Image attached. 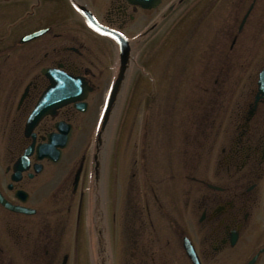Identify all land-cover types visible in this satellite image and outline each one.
<instances>
[{"label": "flooded vegetation", "instance_id": "obj_1", "mask_svg": "<svg viewBox=\"0 0 264 264\" xmlns=\"http://www.w3.org/2000/svg\"><path fill=\"white\" fill-rule=\"evenodd\" d=\"M74 3L127 37L126 29L139 20V51L146 37L153 42L172 38L177 20H186L194 31L208 14L221 18L232 49L264 10V0H161L149 10L125 0H63L56 13L43 15L39 28L48 29L29 42L25 79L6 78L0 69V197L30 210L13 211L0 203V264H51L59 258L58 264H67L69 252L51 225L59 224L58 235L68 225L78 230L84 190H104L108 182L105 131L117 99L105 125L103 112L118 77V48L112 38L83 24ZM146 17L151 24L145 30ZM43 68L60 74L46 76ZM51 86L46 113L27 129L33 108ZM255 95L256 88L249 106L236 112L239 132L221 150L218 187L200 181L193 204L200 212L195 238L169 218L170 232L153 235L149 252L140 251L139 264H192L184 248L186 236L202 264H248L253 258L251 264H264V96L254 102ZM17 191H22L18 197Z\"/></svg>", "mask_w": 264, "mask_h": 264}, {"label": "rangeland", "instance_id": "obj_2", "mask_svg": "<svg viewBox=\"0 0 264 264\" xmlns=\"http://www.w3.org/2000/svg\"><path fill=\"white\" fill-rule=\"evenodd\" d=\"M59 6L56 0H45V8L42 3L31 21H24L21 18L28 7L24 0H0L2 75L11 79L27 76L26 47L17 41L43 25L41 12H55ZM136 23L126 29L129 35L139 32V20ZM222 27L221 18L209 14L194 31L182 19L172 39L167 37L159 50L148 41L135 51L126 95L115 117L117 126L109 127L112 171L117 174L111 177L109 171L106 189L100 190L102 199L96 209L101 215L96 217L92 209L87 220L82 215L75 239L71 227L61 229L59 235V224L53 222L50 228L55 237L62 235L61 245L69 246L67 264H139L140 251L149 252L153 235L170 232L169 218L181 222L195 238L193 229H197L200 212L193 204L200 189L195 183L189 191V176L218 180L220 148L237 133L236 109L245 102L264 64V10L256 14L253 28L231 50L230 37L226 38ZM150 75L159 78L155 91ZM88 203L87 197L86 208ZM59 261L53 259L51 264Z\"/></svg>", "mask_w": 264, "mask_h": 264}, {"label": "water", "instance_id": "obj_3", "mask_svg": "<svg viewBox=\"0 0 264 264\" xmlns=\"http://www.w3.org/2000/svg\"><path fill=\"white\" fill-rule=\"evenodd\" d=\"M128 1L130 3H132V4H135V5H141L144 8L155 7L157 5V3L159 2V0H128ZM81 12L84 14L85 20H86V22L90 26H92L94 29H101L100 26L94 21V19L91 17V15L85 9H81ZM41 32L42 31H36V32H33V33H31V34H29L27 36H24L21 39V41H25V40H29L31 38H34V37L38 36ZM110 35L114 36V38L117 40V42L119 44L120 55H121V70H120V75H122L123 74V70L125 68V65L127 63L128 53H129V47H128V44H127V40L123 36H121V35H115L112 32H110ZM117 84H118V81L116 83L115 88L112 91L111 98L109 100L110 103L112 102L113 96L115 95V92L117 90ZM258 90H259V92L261 94H264V68L260 71V73L258 75ZM37 110H38L37 113H41V110H40L39 107H38ZM37 113H35L34 119H35V117L38 116Z\"/></svg>", "mask_w": 264, "mask_h": 264}]
</instances>
